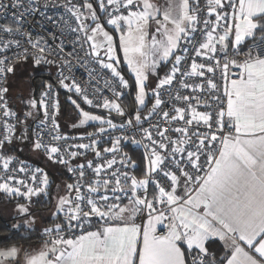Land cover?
I'll return each instance as SVG.
<instances>
[{
    "label": "snow or ice",
    "instance_id": "snow-or-ice-1",
    "mask_svg": "<svg viewBox=\"0 0 264 264\" xmlns=\"http://www.w3.org/2000/svg\"><path fill=\"white\" fill-rule=\"evenodd\" d=\"M0 200V264H264V0H0Z\"/></svg>",
    "mask_w": 264,
    "mask_h": 264
},
{
    "label": "rangeland",
    "instance_id": "rangeland-1",
    "mask_svg": "<svg viewBox=\"0 0 264 264\" xmlns=\"http://www.w3.org/2000/svg\"><path fill=\"white\" fill-rule=\"evenodd\" d=\"M27 83H28V81H27L26 76H22V75L18 74L15 81H14V87H13L12 95L15 97L18 93H22L23 95L27 96L29 94V89L27 88ZM36 83H37V85L39 83L38 77H37ZM61 102H62V111H63V109H65L64 108L65 104L63 103V101H61ZM15 103L19 106V100H16ZM24 155L33 161H36V162L40 161L38 157H35L33 154L29 153L27 150H25ZM14 213L15 212L13 210L12 204H8L4 200H0V214H2L3 217H6L8 215L11 216ZM14 216H15V214H14ZM7 219H9V220L11 219V225L13 224L12 222L16 220V219H14V217L7 218Z\"/></svg>",
    "mask_w": 264,
    "mask_h": 264
},
{
    "label": "trees",
    "instance_id": "trees-1",
    "mask_svg": "<svg viewBox=\"0 0 264 264\" xmlns=\"http://www.w3.org/2000/svg\"><path fill=\"white\" fill-rule=\"evenodd\" d=\"M39 78V77H38ZM61 101H63V103L65 104V97H64V93H61ZM126 103H128V101L126 100ZM126 151H129V154L132 155L133 159L137 160V162H139L140 160V155L142 150L141 149H136L134 147H130L128 149H126ZM23 158H27L24 154H23ZM29 159V158H28ZM39 164H41L42 166L45 165V163L43 161H39ZM11 228V219H6L4 218L1 214H0V238H2L5 234L11 235L12 233H10L8 230ZM17 237H19V233H16ZM15 242L19 243V244H28L30 243V241L28 240H24V239H17ZM0 246H3V241L0 240Z\"/></svg>",
    "mask_w": 264,
    "mask_h": 264
},
{
    "label": "crops",
    "instance_id": "crops-1",
    "mask_svg": "<svg viewBox=\"0 0 264 264\" xmlns=\"http://www.w3.org/2000/svg\"><path fill=\"white\" fill-rule=\"evenodd\" d=\"M65 109H63L62 111V117H61V124L62 126L64 127V130L65 131H71V123H72V118H73V109L71 107V105L65 103ZM40 161H43L42 159H39ZM45 163V161H43ZM48 170L50 171V173L57 179V183H59V173L57 172L56 168L54 166H48ZM3 202V201H2ZM34 207H37V208H40L42 209L43 208V205H38V206H34ZM15 214V213H14ZM14 214H12L11 216H6L4 218H12V217H15ZM2 215V214H1ZM18 221L15 220L13 221L12 223H17ZM38 224H39V221H38ZM31 243V242H30ZM30 243L28 244H22L24 245L25 247H28L30 245Z\"/></svg>",
    "mask_w": 264,
    "mask_h": 264
},
{
    "label": "built area",
    "instance_id": "built-area-1",
    "mask_svg": "<svg viewBox=\"0 0 264 264\" xmlns=\"http://www.w3.org/2000/svg\"><path fill=\"white\" fill-rule=\"evenodd\" d=\"M61 99V98H60ZM125 104H127L126 103V101H125ZM142 150V149H141ZM23 158V157H22ZM25 159H28V158H25ZM28 160H30V161H32V162H34V164H36V165H39V166H42L41 164H39L38 162H36V161H33V160H31V159H28Z\"/></svg>",
    "mask_w": 264,
    "mask_h": 264
},
{
    "label": "water",
    "instance_id": "water-1",
    "mask_svg": "<svg viewBox=\"0 0 264 264\" xmlns=\"http://www.w3.org/2000/svg\"><path fill=\"white\" fill-rule=\"evenodd\" d=\"M61 93L63 94V91H61Z\"/></svg>",
    "mask_w": 264,
    "mask_h": 264
}]
</instances>
